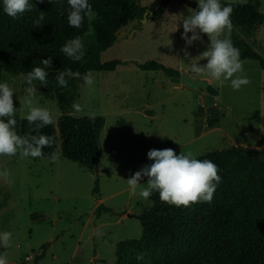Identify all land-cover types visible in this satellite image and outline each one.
Segmentation results:
<instances>
[{
  "label": "rangeland",
  "instance_id": "obj_1",
  "mask_svg": "<svg viewBox=\"0 0 264 264\" xmlns=\"http://www.w3.org/2000/svg\"><path fill=\"white\" fill-rule=\"evenodd\" d=\"M163 1L161 15L152 18ZM187 1L197 2L139 0L148 11L146 20L127 23L122 29L136 28L133 34L116 37L100 53L101 61L124 62L112 70H92L95 82L91 86L79 82L68 112L104 119L98 139L101 155L93 170L63 157L60 141L53 152L58 157L55 161L52 154L39 158H22L19 152L0 155V171L10 172L8 180L0 177V233L12 234L8 247L0 245L7 264H112L116 242L139 236L136 215L151 204L150 197L133 195L126 180L153 162L147 157L149 150L172 148L177 154L191 151L197 157L228 142L254 148L264 145V69L257 60L244 59L242 75L251 83L240 90H233L230 81L221 83L207 74L193 73V63H206L199 55L208 44L201 38L187 48L189 57L182 51L186 46L182 19L190 14L189 8L194 9ZM258 1L264 12V0ZM252 35V47L264 59V22ZM149 59L209 82L218 90L215 106L228 108L229 114L210 126L205 92L173 82L160 70L136 66ZM0 83L13 90L18 134V121L26 115L23 103L28 85L22 75L3 72ZM74 102L81 105L80 111L73 109ZM33 103L48 109L53 120L61 112L57 100L45 98L38 88ZM140 183L146 184L147 177ZM98 203L107 209L101 206L96 215Z\"/></svg>",
  "mask_w": 264,
  "mask_h": 264
},
{
  "label": "trees",
  "instance_id": "obj_2",
  "mask_svg": "<svg viewBox=\"0 0 264 264\" xmlns=\"http://www.w3.org/2000/svg\"><path fill=\"white\" fill-rule=\"evenodd\" d=\"M220 2L233 8L230 39L240 49L241 60H257L264 69L263 57L252 47L253 30L264 22L259 1ZM29 3L30 11L13 18L4 13L0 0V72L20 74L26 83L28 71L42 66V59L52 58V67L46 69L47 86L33 82L45 98L57 100L61 111L52 125L40 129L42 134L54 138L53 146L44 148L43 153L52 154L60 141L63 157L91 171L101 155L98 139L104 119L100 115H73L68 108L77 97L79 82L86 73L112 70L124 62L118 58L101 61L100 53L114 42L123 26L142 17L145 7L139 0H89L97 15L91 20L85 18L77 29L68 24L67 0L43 3L29 0ZM187 4L194 9L198 6L193 1ZM163 5L164 1L153 11L152 18L161 15ZM40 12H44V19L37 26ZM200 35L209 45L207 35ZM224 35H228L227 31ZM76 36L81 37L85 48V55L78 62L60 52ZM136 66L160 70L167 76L179 75L177 69L152 59L136 62ZM69 68L79 71L81 76L66 77L68 87H59L56 79L59 72ZM215 121L207 118L210 126ZM35 127L22 117L18 121V134H35ZM196 158L209 159L219 168L221 182L211 203L177 207L161 202L159 194L152 192L151 204L136 215L141 225L139 236L116 242L112 264H264V145L254 148L228 142ZM91 191H97L96 178ZM101 206L107 209L98 203L93 213L98 215ZM140 254L143 259L137 260Z\"/></svg>",
  "mask_w": 264,
  "mask_h": 264
},
{
  "label": "clouds",
  "instance_id": "obj_3",
  "mask_svg": "<svg viewBox=\"0 0 264 264\" xmlns=\"http://www.w3.org/2000/svg\"><path fill=\"white\" fill-rule=\"evenodd\" d=\"M43 3L45 0H38ZM50 2V0H49ZM69 11L67 13L68 24L73 28H80L85 18L89 20L96 17L89 0H67ZM197 8H189V15L182 19L183 34L186 46L182 50L185 57L190 53L187 48L194 41L201 40L200 34H206L209 40L207 50L200 53L199 57L206 60L201 65L193 63L191 71L198 74H207L212 79L224 83L230 81L233 90H240L242 86L251 83L247 76L242 75L244 61L241 60L240 49L235 47L230 39L232 29L231 4L222 5L220 0H197ZM31 10L29 0H3V11L8 16L16 18L18 15ZM44 19V12H40V26ZM227 31L228 35H224ZM191 33V36H189ZM224 36V38H220ZM60 52L74 62L81 61L85 55V48L81 37L69 39L61 48ZM40 65L33 67L25 76L28 87L25 89L27 95L24 97L23 107L26 109L25 119L36 127L35 134L21 136L15 131L17 121L14 119L16 108L13 100V90L7 83H0V155L15 156L19 152L22 158H39L43 156V149L52 147L54 138L42 134L40 129L52 125L54 120L50 111L46 108L34 105L33 97L37 88L33 84L39 81L47 86V68L52 67V58L48 57L40 61ZM79 71H72L70 68L59 72L57 84L59 87H68V78H79ZM86 85H93L95 77L91 71L83 76ZM75 111L81 110V105L74 102L72 105ZM6 118V122H5ZM150 165L143 166L132 174L127 180L133 195L147 199L152 192L159 194L161 202L177 207H189L200 202L211 203L217 186L221 182L218 174V166L209 159H197L193 152L179 154L172 148L152 149L147 153ZM58 159L52 153V160ZM10 172L7 168L0 171V177L8 180ZM147 177V183L141 186V179ZM12 234L10 232L0 233V245L9 246ZM143 259V254L136 257ZM0 264H7L6 255H0Z\"/></svg>",
  "mask_w": 264,
  "mask_h": 264
},
{
  "label": "water",
  "instance_id": "obj_4",
  "mask_svg": "<svg viewBox=\"0 0 264 264\" xmlns=\"http://www.w3.org/2000/svg\"><path fill=\"white\" fill-rule=\"evenodd\" d=\"M148 11H144L142 13V17L140 18V22H143L147 18ZM152 15V14H151ZM136 28L131 29L129 32L120 29L116 37H129L133 34ZM170 80L173 82H182L186 85H188L191 88L198 89L199 91H204L205 92V97H204V103L206 105V112L208 114V119L210 120H216L220 116H222L224 113L229 114V109L224 107V108H217L214 104V99L218 94V90L212 86L209 82H207L204 79H199V78H191L189 77L185 72H180L179 76H170Z\"/></svg>",
  "mask_w": 264,
  "mask_h": 264
},
{
  "label": "crops",
  "instance_id": "obj_5",
  "mask_svg": "<svg viewBox=\"0 0 264 264\" xmlns=\"http://www.w3.org/2000/svg\"><path fill=\"white\" fill-rule=\"evenodd\" d=\"M178 70V69H177ZM178 71H180V69L178 70ZM187 73V72H186ZM188 75V74H187ZM179 76V75H178ZM189 76V75H188ZM189 77H191V78H193L194 76H189ZM194 79V78H193ZM177 83H181V82H177ZM217 97V96H216ZM216 97H215V99H216ZM215 99H214V101H215Z\"/></svg>",
  "mask_w": 264,
  "mask_h": 264
},
{
  "label": "built area",
  "instance_id": "obj_6",
  "mask_svg": "<svg viewBox=\"0 0 264 264\" xmlns=\"http://www.w3.org/2000/svg\"><path fill=\"white\" fill-rule=\"evenodd\" d=\"M25 258H28V256H26Z\"/></svg>",
  "mask_w": 264,
  "mask_h": 264
}]
</instances>
